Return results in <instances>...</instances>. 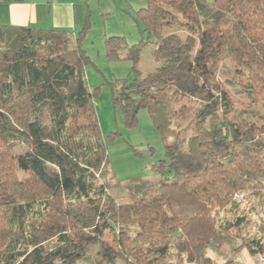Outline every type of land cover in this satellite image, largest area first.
I'll use <instances>...</instances> for the list:
<instances>
[{
	"label": "trees",
	"instance_id": "16d2710c",
	"mask_svg": "<svg viewBox=\"0 0 264 264\" xmlns=\"http://www.w3.org/2000/svg\"><path fill=\"white\" fill-rule=\"evenodd\" d=\"M143 1L140 40L123 55L125 37L106 38L107 56L136 63L154 40L160 67L111 91L126 128L148 112L165 158L123 203L86 76L90 15L77 35L0 27V264H221L210 249L235 234L264 255V227L244 235L253 221L235 200L264 201V123L236 112L219 76L232 62L264 93V0Z\"/></svg>",
	"mask_w": 264,
	"mask_h": 264
},
{
	"label": "rangeland",
	"instance_id": "374dc122",
	"mask_svg": "<svg viewBox=\"0 0 264 264\" xmlns=\"http://www.w3.org/2000/svg\"><path fill=\"white\" fill-rule=\"evenodd\" d=\"M111 1L114 7L110 14L102 15L96 11L93 14L91 29L84 41V49L92 61L86 67L88 84L92 90L98 89L94 104L103 138L108 145V168L114 181L121 182V185L114 187L110 193L117 203H123L127 201L123 187L132 181L136 179L151 180L156 183L160 181V174L153 168L165 158V153L162 140L146 110L139 113L136 127L126 128L121 111L114 106L111 87L113 83H122V80L132 72L133 67L147 74L156 71L160 67V62L154 57L156 47L154 40L143 46L139 61L136 63L129 60L116 62L109 60L106 38L125 37V43L118 47L119 53L125 55L128 46L137 43L142 36L141 27L135 20V11L146 5L143 0ZM206 1L212 3L214 0ZM185 40L187 34L183 32L179 41ZM71 47H74L73 40ZM136 73L133 72L132 76ZM219 76L226 83L236 112L257 125L263 124L264 93L259 89L253 91L248 86L247 79L239 74L232 62L224 64ZM24 150V147L19 145L15 152L23 153ZM52 171L54 174L57 172L55 169ZM235 200L240 203L238 213L249 215L253 221L248 229L250 233L247 234L248 231L245 230L243 234L262 235L259 227H264V201L245 192L240 193ZM235 235L231 243L223 244L219 249H210V255L221 264H264V255L251 256L246 247L241 246L244 239ZM106 239L111 241L112 236L108 234ZM98 249L96 246L93 252L98 253ZM73 264L86 263L78 261Z\"/></svg>",
	"mask_w": 264,
	"mask_h": 264
},
{
	"label": "crops",
	"instance_id": "0c3cea01",
	"mask_svg": "<svg viewBox=\"0 0 264 264\" xmlns=\"http://www.w3.org/2000/svg\"><path fill=\"white\" fill-rule=\"evenodd\" d=\"M113 7L111 0H0V27L65 30L77 35L88 15L92 20L95 11L107 15Z\"/></svg>",
	"mask_w": 264,
	"mask_h": 264
}]
</instances>
